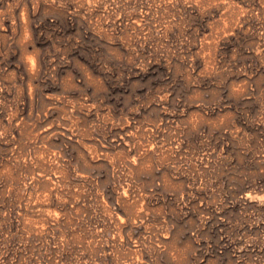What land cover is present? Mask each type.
<instances>
[{"label":"rangeland","instance_id":"obj_1","mask_svg":"<svg viewBox=\"0 0 264 264\" xmlns=\"http://www.w3.org/2000/svg\"><path fill=\"white\" fill-rule=\"evenodd\" d=\"M0 264H264V0H0Z\"/></svg>","mask_w":264,"mask_h":264}]
</instances>
